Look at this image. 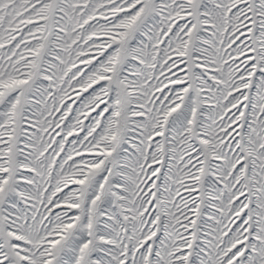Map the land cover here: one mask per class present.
<instances>
[{
    "label": "snow or ice",
    "instance_id": "1",
    "mask_svg": "<svg viewBox=\"0 0 264 264\" xmlns=\"http://www.w3.org/2000/svg\"><path fill=\"white\" fill-rule=\"evenodd\" d=\"M0 264H264V0H0Z\"/></svg>",
    "mask_w": 264,
    "mask_h": 264
}]
</instances>
